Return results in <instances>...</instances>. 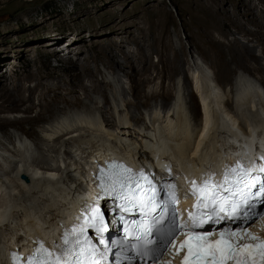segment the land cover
<instances>
[{
	"label": "bare ground",
	"instance_id": "6f19581e",
	"mask_svg": "<svg viewBox=\"0 0 264 264\" xmlns=\"http://www.w3.org/2000/svg\"><path fill=\"white\" fill-rule=\"evenodd\" d=\"M177 1L188 7L192 17L187 24L190 34L185 41L179 39L178 45L173 43L168 28L171 19L159 0H92L78 5L79 30L66 25L60 37L51 36V25L43 16L31 23L35 28L32 36L20 35L16 41L0 36V43L11 44L13 53L0 46V101L4 105H0V113L23 109L28 114L14 121L0 119V124L12 125L33 139L38 151L25 159L18 150L7 149L18 160L17 164L10 162L12 174L25 175L27 184L21 180L16 183L0 167V264H7L5 256L10 248L23 251L37 237L55 241L80 207V199L91 190L87 189L90 181L85 170L107 153L137 159L155 171V167L162 170V165H167L174 177L190 179L213 173L218 177L235 156L241 160L244 150L255 161L257 148L254 152L250 148L254 143L261 144L264 154V134L249 131L250 126L249 133H240L245 130V122L239 113L253 114L252 108L264 117V103L256 101V95L249 103L248 93L244 90L239 95L241 89L239 92L235 85L228 96L220 88L231 81L235 69L256 76L264 85V66L256 54L257 45L264 47V0H256V6L254 0L233 1V12L225 10L223 17L219 8L228 5L222 0H206L208 5L201 0ZM240 6L245 8L244 14L238 11ZM74 14L73 9L70 15ZM249 25L255 30L248 29ZM66 31L76 32V38L66 47L69 56L65 59L52 49V55L64 64L52 67L46 46L67 42ZM213 31L228 43L216 40ZM85 32H89V44ZM236 34L247 37L248 43L236 39ZM42 39L37 47L31 46ZM186 44L198 50L216 71L214 79L204 71L193 77L201 96V115L186 70ZM155 55L158 65L152 62ZM12 58L23 63L6 69ZM179 77L181 84L177 82ZM123 79L130 81L134 102L126 98ZM239 81L243 86L248 84L244 79ZM154 84L158 89L148 90ZM81 92L84 99L79 96ZM74 109H81L82 114L67 115ZM95 110L99 121L90 118ZM222 127L232 128L230 135L236 145L227 153H222L218 145L217 133ZM4 136L10 144L16 138L14 133L4 132ZM1 159L5 160L4 156L0 155ZM5 196L8 203L3 202ZM182 200L185 206L189 197L182 195ZM13 209L21 216L17 214L19 218L11 221L9 213Z\"/></svg>",
	"mask_w": 264,
	"mask_h": 264
},
{
	"label": "snow or ice",
	"instance_id": "6c2138e0",
	"mask_svg": "<svg viewBox=\"0 0 264 264\" xmlns=\"http://www.w3.org/2000/svg\"><path fill=\"white\" fill-rule=\"evenodd\" d=\"M166 173L157 178L152 172H135L117 162L99 168L95 200L84 203V214L73 218L59 241L50 247L36 241L39 246L26 264H144L149 260L156 264L170 246L176 254L186 249L181 264H264V240L246 230L250 221L264 215V156L251 167L240 161L225 166L219 182L214 173L191 180L195 211L188 212L187 220L181 219L175 207L179 196L170 166ZM102 199L112 201L109 213L118 210L110 241L105 236L109 226L100 206ZM136 212L139 219H126V214ZM121 223L123 235L116 227ZM180 235L184 238L176 248ZM245 240L259 243H238ZM12 258L16 264L15 254Z\"/></svg>",
	"mask_w": 264,
	"mask_h": 264
},
{
	"label": "rangeland",
	"instance_id": "374dc122",
	"mask_svg": "<svg viewBox=\"0 0 264 264\" xmlns=\"http://www.w3.org/2000/svg\"><path fill=\"white\" fill-rule=\"evenodd\" d=\"M90 1H92V0H0V36L5 37V38H9L11 41H16L20 35L32 36L34 34L35 28L33 27V25L31 23L34 20H41L43 18V16L46 17L47 23L51 25V28L49 31V32H51V36L58 35V37H60L61 36L60 34L62 33L61 30L66 25H71L73 28H76L79 30L81 28V26L78 24V20H77V17L80 13V10H78V5L81 4V6H82L84 4H88ZM96 1H102V0H96ZM159 1L161 4L164 5L166 12L169 15V18L171 19V22L169 23L168 28L172 34L173 43L175 45H178L179 39L185 41L187 36H189V34H190V31L187 28V24L189 22H191V18H192L190 13H189V9L185 4H183L182 2L177 1V0H159ZM201 1L208 5V2L206 0H201ZM222 1L225 3L226 6L228 5V8H225V9L219 8L220 17L224 16L225 10H228L229 12H233V8L231 7L232 2L238 1V0H222ZM252 3L254 6H256L258 4V2L256 0H254ZM129 8H131V7H129ZM73 9L75 11V14L70 15V12ZM244 10H245V8L243 6H240L238 9V11L242 14H244ZM100 22H102V21L99 20L98 23H100ZM82 25H85V22H82ZM247 27H248V29L255 30L254 26L249 25ZM36 33H42L43 35L47 34V32H45V31L44 32L38 31ZM64 33L66 36H68L67 42H62L60 44V46H50V47L46 46L47 52L51 54L48 57V61L52 67L53 66H60V67L64 66V64L62 62L57 61V58H55V56L52 55L53 54L52 49H56V54H58V56L60 55V57H62V59H65L66 56H69V54L67 55L66 47L69 45V43L73 39L76 38V32L75 33H69L66 31ZM177 34H178V36H177ZM213 37L216 40H220V41H223L225 43H228V40L221 38L220 34L217 31H213ZM44 39L34 42L33 44H31V46L37 47V45L43 43L41 41H43ZM85 39H86V42L89 44L90 43L89 32H85ZM236 39H238L244 43H248V40H249L247 37H245L242 34L241 35L236 34ZM44 44L47 45V41H44ZM0 46H1V48L6 49V50H8V52L13 54L11 44L4 42V43H0ZM128 48H129V50L134 51L133 46H128ZM186 51H187V57L185 58L186 70H187V74H188L189 78L192 79L191 82L195 83L193 80V77L195 74H200L201 73L200 71H204L205 75L207 73L206 76L207 77L209 76V79H214L216 71L213 67L210 66L207 59H205L204 57L199 55L200 52L198 50L192 49L187 44H186ZM208 53L212 55V52H208ZM256 54L258 56H260L262 64L264 66V47L262 45L256 46ZM70 56L74 57L73 54H71ZM40 60L43 61L44 57H42ZM152 62L154 64L158 65V58L156 57V55L152 57ZM22 63L23 62L21 60H18L17 58H12L11 61L6 64V69H10V67L13 64L21 65ZM39 64H40V62H39ZM92 64L93 63H91V65ZM100 69L107 72L103 66H100ZM230 78H231L230 82H226L225 84L220 85L222 92H224L226 96H228L229 91L235 85V86H237V89L239 90V92L241 89V92L239 93V95L240 94L243 95L242 92L244 90L248 93V97L250 99L247 98V100H249L248 101L249 103L254 101V100H252L253 99L252 97H255V95H256V97H258L256 99V101L258 99H260L259 101H261V103H264V85L256 76L249 75L248 73H246L243 70L235 69V71L233 70V72H231ZM99 79H101L100 76H99ZM239 79H244L248 84L246 86H243L240 83ZM123 81H124V87L126 89V98L130 102H134L135 99L133 98L131 90H130V81L127 79H123ZM177 82L181 84L182 83V77H179L177 79ZM157 83H159V82L157 81L156 84ZM166 85H167V83H166ZM196 85L197 84L195 83V86ZM152 88L158 89L157 85L154 84V85H151L148 90H150ZM196 94H197V97L200 95L199 92H197ZM79 96L82 99H84V95L82 92L79 94ZM175 98H177V97L175 96ZM199 98L197 99L198 101L196 100V102L198 103V107L200 109V115H201V111H202L201 96ZM235 101H236L235 98H233V100H232L233 106L236 103ZM155 102L156 101H151V104H155ZM157 102H159V100ZM35 103H37V100H35ZM166 103H169V102L166 101ZM199 104L201 106H199ZM0 105L4 106L1 103V101H0ZM124 109H125L124 115L127 116L128 111H126L125 107H124ZM74 110L75 111L68 112L67 115L72 116L74 114H78V115L82 114L81 109H74ZM251 110L253 111L252 112L253 114L246 112V111L243 112L242 110L239 111V113L241 112L240 115H241L242 119L244 120L243 123L245 122L244 123V129L246 130V131L240 130V133L245 134V132L249 133V131H253V132H256L259 136H261V135L263 136V134H264V120H263L264 117L263 116L261 117V115L259 113H257L255 109L251 108ZM34 114H35V111L31 115H34ZM27 115L28 114H25V112H23V109H22V110H18V111H14V112L9 111L6 113H0V119L5 118L8 120L14 121L16 119L26 117ZM83 115H84V113H83ZM85 115H87V114H85ZM185 115L187 116V119H188L189 115H190L189 109L185 111ZM61 117H63V119H64L68 116H61ZM90 118H96L98 121L100 120L99 114L96 110L94 111V113H92L90 115ZM250 119H252V121H250ZM49 120H52V118H50ZM197 120L199 121V115L197 117ZM249 126L251 127V129H249V131H248L247 129L249 128ZM254 126H255V128H254ZM133 129H138V128H133ZM231 130H232V128H230V127H228V128L222 127L217 133V139L218 140L220 139L218 141L219 142L218 145L221 144V146H219V147L222 149V150H220L222 153H227V152L231 151V149L236 146V145H234L233 139L230 135V134H232ZM261 130H263V131H261ZM4 132L14 133L16 135L15 140L11 144L5 140L6 138L4 136ZM220 141L222 143H220ZM54 145L59 147V145H57V144H54ZM241 145L242 146L244 145L243 142L241 143ZM42 148L45 149V146L42 145ZM7 149L18 150L20 152V154H22L23 158L28 159L29 156L31 155L29 153H32V155L38 154L37 147H36L33 139L28 138L23 132L15 129L12 125L2 126L0 124V155L4 156V158H5V160H3V159L0 160V167L2 168L3 171L5 170L4 172L9 173V176L12 179H14L15 181H17L16 183H19V181L21 180L20 175L17 177V173L12 174V169H10V166H13V164L18 163V160L16 158L10 156L7 153L8 152ZM75 158L77 159L76 156H75ZM10 162L13 164H10ZM49 166H50V164L48 165V167ZM60 166L62 167L63 163H61ZM19 167L21 168L20 165H19ZM1 168H0V176H2ZM15 174H16V176H15ZM64 178H65V175H64ZM21 182H23V181L21 180ZM2 185H3V183L0 181V186H2ZM2 193H3V191H0V195ZM7 199L8 198L5 196L3 202L8 203L9 200H7ZM77 206H78V204H76V207ZM12 211L15 212V214ZM11 212L9 213V217L12 218L11 221L15 220L14 217L19 218V216H21V213L15 211V209L11 210ZM12 232L14 233V231H12Z\"/></svg>",
	"mask_w": 264,
	"mask_h": 264
},
{
	"label": "water",
	"instance_id": "95a60500",
	"mask_svg": "<svg viewBox=\"0 0 264 264\" xmlns=\"http://www.w3.org/2000/svg\"><path fill=\"white\" fill-rule=\"evenodd\" d=\"M20 179L24 182V183H29V179L25 176V175H20Z\"/></svg>",
	"mask_w": 264,
	"mask_h": 264
}]
</instances>
